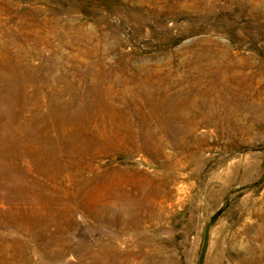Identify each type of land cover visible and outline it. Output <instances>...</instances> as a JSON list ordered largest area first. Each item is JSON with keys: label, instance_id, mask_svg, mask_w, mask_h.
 Returning a JSON list of instances; mask_svg holds the SVG:
<instances>
[{"label": "rangeland", "instance_id": "1", "mask_svg": "<svg viewBox=\"0 0 264 264\" xmlns=\"http://www.w3.org/2000/svg\"><path fill=\"white\" fill-rule=\"evenodd\" d=\"M209 223L264 264V0H0V264H198Z\"/></svg>", "mask_w": 264, "mask_h": 264}, {"label": "bare ground", "instance_id": "2", "mask_svg": "<svg viewBox=\"0 0 264 264\" xmlns=\"http://www.w3.org/2000/svg\"><path fill=\"white\" fill-rule=\"evenodd\" d=\"M118 214L121 215V217H124L123 220L119 221V222H114L115 225L119 226L120 228H125L127 225L126 222L128 221L129 223L130 222H133V218H132V215H133V212L132 210L130 209H126V210H123L121 212H119ZM119 216V215H118ZM113 223H111V225H114ZM111 251V250H110ZM109 252V251H108ZM107 251L103 250V252L101 251L99 253V258L98 260H103V261H106L110 258H113L112 256H109V253ZM111 261V260H110Z\"/></svg>", "mask_w": 264, "mask_h": 264}, {"label": "water", "instance_id": "3", "mask_svg": "<svg viewBox=\"0 0 264 264\" xmlns=\"http://www.w3.org/2000/svg\"><path fill=\"white\" fill-rule=\"evenodd\" d=\"M210 226H211V223H209L207 225V227L205 228V231H204L203 245H202V249L200 252L198 264H203V261H204V257H205L207 245H208V232H209Z\"/></svg>", "mask_w": 264, "mask_h": 264}]
</instances>
